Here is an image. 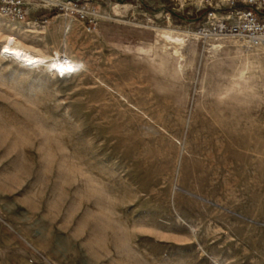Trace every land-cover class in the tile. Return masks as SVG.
<instances>
[{
	"label": "rangeland",
	"instance_id": "rangeland-1",
	"mask_svg": "<svg viewBox=\"0 0 264 264\" xmlns=\"http://www.w3.org/2000/svg\"><path fill=\"white\" fill-rule=\"evenodd\" d=\"M28 1L0 44L80 64L0 56V264H264V44L199 34L227 0Z\"/></svg>",
	"mask_w": 264,
	"mask_h": 264
},
{
	"label": "built area",
	"instance_id": "built-area-1",
	"mask_svg": "<svg viewBox=\"0 0 264 264\" xmlns=\"http://www.w3.org/2000/svg\"><path fill=\"white\" fill-rule=\"evenodd\" d=\"M41 1V0H37ZM50 7L85 20L83 9L76 8L73 0H48ZM31 5L28 0H0V16L10 22H24ZM202 37L231 36L244 40L249 46L264 44V0H227L223 11L209 12L199 28Z\"/></svg>",
	"mask_w": 264,
	"mask_h": 264
},
{
	"label": "bare ground",
	"instance_id": "bare-ground-1",
	"mask_svg": "<svg viewBox=\"0 0 264 264\" xmlns=\"http://www.w3.org/2000/svg\"><path fill=\"white\" fill-rule=\"evenodd\" d=\"M30 25V23H27ZM3 38V37H2ZM218 47L220 45H214ZM0 56L9 59L25 68L43 67L47 71L58 77H66L74 72L79 66L80 61H75L66 54L63 57L59 55H49L42 51L34 50L22 44L12 34L4 35L0 44Z\"/></svg>",
	"mask_w": 264,
	"mask_h": 264
}]
</instances>
